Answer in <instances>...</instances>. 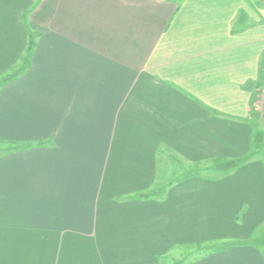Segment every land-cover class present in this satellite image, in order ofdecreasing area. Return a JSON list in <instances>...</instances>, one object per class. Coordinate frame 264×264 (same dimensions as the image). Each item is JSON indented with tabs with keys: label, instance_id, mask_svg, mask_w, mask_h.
Instances as JSON below:
<instances>
[{
	"label": "crops",
	"instance_id": "crops-1",
	"mask_svg": "<svg viewBox=\"0 0 264 264\" xmlns=\"http://www.w3.org/2000/svg\"><path fill=\"white\" fill-rule=\"evenodd\" d=\"M29 43L0 87V264H181L228 242L185 264H264L238 244L264 224L258 158L187 171L262 138L264 0H0V74Z\"/></svg>",
	"mask_w": 264,
	"mask_h": 264
},
{
	"label": "rangeland",
	"instance_id": "rangeland-1",
	"mask_svg": "<svg viewBox=\"0 0 264 264\" xmlns=\"http://www.w3.org/2000/svg\"><path fill=\"white\" fill-rule=\"evenodd\" d=\"M19 65V64H18ZM13 73V71H12ZM11 74V73H8ZM5 76V75H4ZM2 78L5 77H1ZM262 88L259 91V96L257 99V106L256 109L254 110V115H255V122L257 121V126H258V130L259 132H263L262 134V138H258L259 141V145H253L252 147V151L256 150V154L255 156L258 158V160L262 163L263 167H264V84L261 86ZM243 110V107H240V105H236L232 108V111L236 114H238L239 116H243V113H241V111ZM13 146L11 145H5V144H0V149H7L6 151H10L11 148ZM221 161H206V163L201 164L200 166L195 168L196 170H201L204 169L205 170V174L206 172V168L205 167H212L210 169L214 170V172L211 174L212 177H218V176H223L221 174H218L220 172H218L217 169H219V164ZM217 164V166H216ZM227 164L226 163H222L221 162V167H223L222 169H224V167H226ZM187 171L189 173H193V169H187ZM218 172V173H217ZM232 173V172H231ZM204 173L201 175H205ZM259 241V242H257ZM259 243V245L261 244L263 246V251H264V224L262 225V227L258 230L257 234L253 237L252 240H250L249 242H240L238 244H247V243ZM231 244H236L235 242H228V244H221V245H217V244H204L203 246H199V247H193L191 249H188L186 251L187 255L186 257H184L183 255L181 256L182 258L179 259V261H181V264H185L186 262H197V260L205 258L207 256H209L210 254H213L215 252H219L223 249H229V248H235L237 247L236 245H231ZM192 263V264H193Z\"/></svg>",
	"mask_w": 264,
	"mask_h": 264
},
{
	"label": "trees",
	"instance_id": "trees-1",
	"mask_svg": "<svg viewBox=\"0 0 264 264\" xmlns=\"http://www.w3.org/2000/svg\"><path fill=\"white\" fill-rule=\"evenodd\" d=\"M30 52H31V45L29 43V46H28V48H27V50H26L23 58L21 59V61L19 63L20 65L19 66L18 65L15 66V68L13 70L9 71V72L0 74V87L6 81L11 80V79H15L16 77H18L27 68L28 61H29V57H30ZM12 71H13V73H12ZM8 73H11V74H8ZM2 76L5 77V78H2V80H1V77ZM258 145H259V143H258ZM4 153L5 152L2 151V154H4ZM255 154H256V150L255 151H252L249 155H247L243 159H239V160H235V161H226L225 163L227 164V166L224 167V169H222L223 167H221V162H220L219 167H221V168L217 169L218 172H220V173H218V172L217 173L218 174H221V175H226V174L230 173L231 171H233L236 166L244 163L245 161L249 160L251 157H254ZM216 166H217V164H216ZM206 172L207 173L205 174V170L204 169L196 170L195 171V168H194V170H193V173L195 175H200L201 176V174L204 173L205 174L204 176H210V177H212L211 174L214 172V170H212V169H210V170L206 169ZM257 242H259V241H257ZM259 243H256L255 244V242H254L253 244L254 245H259Z\"/></svg>",
	"mask_w": 264,
	"mask_h": 264
},
{
	"label": "built area",
	"instance_id": "built-area-1",
	"mask_svg": "<svg viewBox=\"0 0 264 264\" xmlns=\"http://www.w3.org/2000/svg\"><path fill=\"white\" fill-rule=\"evenodd\" d=\"M262 75H263V77H264V69H263Z\"/></svg>",
	"mask_w": 264,
	"mask_h": 264
}]
</instances>
